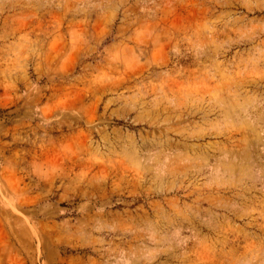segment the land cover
I'll return each mask as SVG.
<instances>
[{
	"label": "rangeland",
	"instance_id": "obj_1",
	"mask_svg": "<svg viewBox=\"0 0 264 264\" xmlns=\"http://www.w3.org/2000/svg\"><path fill=\"white\" fill-rule=\"evenodd\" d=\"M0 264H264V0H0Z\"/></svg>",
	"mask_w": 264,
	"mask_h": 264
}]
</instances>
